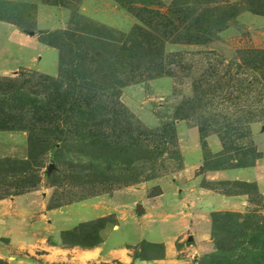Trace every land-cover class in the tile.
Masks as SVG:
<instances>
[{"label": "rangeland", "instance_id": "rangeland-1", "mask_svg": "<svg viewBox=\"0 0 264 264\" xmlns=\"http://www.w3.org/2000/svg\"><path fill=\"white\" fill-rule=\"evenodd\" d=\"M29 1L0 0V18L19 29L35 31L38 13ZM44 1L67 7L71 14L66 26L39 31L38 36L66 29L76 34L110 31L119 35L139 25L161 40L163 72L169 75L161 76L165 81L160 83L145 76L140 78L142 82L126 86L119 97L122 106H113L108 93L98 96L91 102L97 108L93 121L54 109L59 101L53 81L61 85L59 98L66 109L72 102L70 88L76 85L77 91L80 79L74 84L71 78L60 77L59 70L49 75L25 68L0 75V118L9 119L8 127L26 128L29 150L24 161L0 159V198L24 196L18 218H7L20 235L18 245L11 250L9 238L0 239V245L8 250L1 253L7 262L12 257L40 260L41 231L48 226L46 220H53L41 215L48 209L99 195L112 196L142 182L161 185L185 178L178 139L181 129L198 134L204 159L212 157L208 140L220 142L218 158L207 161L208 168L251 167L260 156L264 37L236 20L244 11L264 14V0H181L187 5L174 14L168 12L172 0H158L159 6L149 7L160 13L158 18L137 13L142 6L136 1L123 7L117 3L114 8L129 20L128 26L120 29L82 14V0ZM167 22L171 24L168 27ZM232 27L235 31L230 35L220 36ZM223 190L245 194L247 203L241 210L212 215L211 247L192 264H264V197L254 184L233 183ZM158 191L156 186L151 194ZM113 220L108 217L83 223L66 235L65 241L94 245L98 230ZM28 232L33 236L28 237ZM159 254V249L143 245L137 255Z\"/></svg>", "mask_w": 264, "mask_h": 264}, {"label": "crops", "instance_id": "crops-1", "mask_svg": "<svg viewBox=\"0 0 264 264\" xmlns=\"http://www.w3.org/2000/svg\"><path fill=\"white\" fill-rule=\"evenodd\" d=\"M169 2L171 0H168ZM173 1V0H172ZM171 1V2H172ZM239 2L241 0H230ZM36 6V30L27 33L15 25L0 20V75L19 68L54 75L58 70L59 52L40 42L38 32L67 25L70 9L44 0H31ZM112 0H82L80 11L91 20L111 27L125 28L128 21L120 16ZM237 23L264 37V16L249 11L240 13ZM235 31L224 29L221 37ZM52 66V68H50ZM50 68V69H48ZM165 81L157 78L154 81ZM178 136L183 160L182 180L142 182L116 191L112 196L99 195L69 206L48 209L41 214L46 220L41 236L44 244L36 262L15 259L7 262L0 245V261L4 264H192L197 255L211 247L212 215L217 212L241 210L247 203L242 193H229L233 183L254 184L264 197V136L257 142L260 156L251 167L208 168L207 161L215 160L222 149L220 142L210 139L209 159H204L200 137L193 129H181ZM179 132V133H180ZM29 155L28 136L25 131H0V159L26 160ZM159 186V191L151 190ZM24 196L0 199V239L9 238V248L18 245L20 235L13 223L20 213ZM106 221L97 232V241L91 246L70 244L66 235L83 223ZM5 222V223H4ZM4 223V224H3ZM28 232V237H32ZM191 239V240H190ZM143 245L157 251L158 256L139 257Z\"/></svg>", "mask_w": 264, "mask_h": 264}, {"label": "trees", "instance_id": "trees-1", "mask_svg": "<svg viewBox=\"0 0 264 264\" xmlns=\"http://www.w3.org/2000/svg\"><path fill=\"white\" fill-rule=\"evenodd\" d=\"M113 1L115 4L118 3L120 7H123V4L131 5L134 3L133 1H136L135 3L142 6L137 9V13L145 12L151 14L153 18L160 16L158 11L149 9V7L159 6L158 0ZM184 5H187L186 2L173 0L168 7V12L170 14L178 13ZM249 12L252 11L249 10ZM252 13L264 16V14ZM136 17H140V15L136 14ZM0 20L5 21L4 18H0ZM167 23L166 27L171 25L170 22ZM144 24L146 25V23ZM20 30L27 33L34 32L33 29H23L22 27H20ZM107 32L103 35L101 32L97 35L88 32L76 34L66 29L51 33H39L40 42L57 49L59 52V76L71 78L74 84H76L77 79L81 81L77 91H75L76 85L70 88L73 91L69 94L72 102L69 103L66 109L63 106L65 101L61 96L59 98L62 93L61 85L53 81L55 82V92L58 94L59 101L54 109H60L70 114L75 112L74 114L77 117L80 116L82 119L85 117L88 121H93L95 118L94 112L97 108L91 106V102L97 99L98 96L108 93L107 97L113 106H122L119 97L121 90L126 86L142 82L141 77L146 76L151 80L160 78L164 74L169 75L163 72V44L151 31L136 25L127 34L119 33L118 35L115 32ZM43 35H49V37L46 38ZM93 36L94 38H91ZM81 102L84 103V107H81ZM107 121V119L104 120V122ZM8 125L9 119L4 116L1 117L0 131H26V128L14 129L8 127ZM9 159L12 158L1 160Z\"/></svg>", "mask_w": 264, "mask_h": 264}, {"label": "water", "instance_id": "water-1", "mask_svg": "<svg viewBox=\"0 0 264 264\" xmlns=\"http://www.w3.org/2000/svg\"><path fill=\"white\" fill-rule=\"evenodd\" d=\"M191 240V239H190Z\"/></svg>", "mask_w": 264, "mask_h": 264}]
</instances>
